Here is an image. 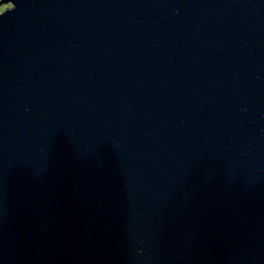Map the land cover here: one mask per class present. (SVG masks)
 I'll list each match as a JSON object with an SVG mask.
<instances>
[{
  "label": "water",
  "instance_id": "95a60500",
  "mask_svg": "<svg viewBox=\"0 0 264 264\" xmlns=\"http://www.w3.org/2000/svg\"><path fill=\"white\" fill-rule=\"evenodd\" d=\"M0 264H264V0H1Z\"/></svg>",
  "mask_w": 264,
  "mask_h": 264
},
{
  "label": "rangeland",
  "instance_id": "374dc122",
  "mask_svg": "<svg viewBox=\"0 0 264 264\" xmlns=\"http://www.w3.org/2000/svg\"><path fill=\"white\" fill-rule=\"evenodd\" d=\"M1 1V0H0ZM8 8V5L7 4H3V5H0V10L2 9H7Z\"/></svg>",
  "mask_w": 264,
  "mask_h": 264
}]
</instances>
